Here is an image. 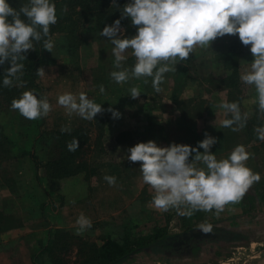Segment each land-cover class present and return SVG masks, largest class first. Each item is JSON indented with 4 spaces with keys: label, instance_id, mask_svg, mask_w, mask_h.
Instances as JSON below:
<instances>
[{
    "label": "rangeland",
    "instance_id": "rangeland-1",
    "mask_svg": "<svg viewBox=\"0 0 264 264\" xmlns=\"http://www.w3.org/2000/svg\"><path fill=\"white\" fill-rule=\"evenodd\" d=\"M126 1V3L129 2V0ZM122 29L124 30L123 27ZM81 34L82 40L77 42L75 46H71V44L66 43V33L54 32L51 36L55 44L52 52L43 50L40 54L38 68L43 67L45 75L43 77L38 76L41 89L37 96L38 98L46 96L49 100L52 108L48 116L38 120H28L21 116L18 111L13 110L11 104L7 103L0 106V125L12 142L8 157L0 158V194L5 197L0 201L6 203L11 201L16 204L23 203V206H30L32 201L31 191L34 195L37 193L40 199H46L48 194L53 193L55 194L53 196H55V202L57 203L56 213L59 219H64L66 216L63 213L70 211L67 218L69 216L75 225H77V219L81 214L85 217H90L92 211L100 216L105 214L97 226L93 224L79 235L77 234L79 227L72 228L70 231L72 235H76L82 241H93L96 244L106 236L119 240L126 230L135 236L151 233L157 226H162L163 222L166 219L168 220V217L170 224L166 225L167 235L180 234L182 231H189L190 229L203 230V227L211 226L208 235L204 234L197 238H190L188 233L185 237L181 235L177 237V240L183 241V244L191 245L190 248L186 247L184 249L186 256L169 257L165 254V248L162 245L160 246V243H153L150 244L149 252L138 251L137 256L128 258L119 264H257L263 261L264 140L258 138L256 129L264 127V113L260 112L258 104L255 102L256 96L251 97L252 94L256 95L254 86L245 85L240 80L241 74L250 67L253 60L249 46L243 45L240 47L238 81L236 82L239 91L235 92L238 95L241 113H248L247 124L234 134L231 131L229 146H224L227 150L225 152L227 156L235 146L240 144L254 154L247 161V166L261 176L260 181L254 183L248 190L252 197H257V204L255 207L253 205L254 213L240 215L231 212L232 207L223 210L222 215H217L216 212L215 216L210 215L214 213V210L211 213L204 211L203 215L199 213L201 211H194L191 216L179 215L175 209H170L167 212L158 211L151 204L153 192L150 187L145 184L142 187L133 184L132 187L130 185V188L128 187L120 195L115 192L118 201L120 199L117 205L127 204L125 207L127 210L122 211L123 214L119 215H124V220L121 219L122 221L114 223L112 217L107 213L109 212L108 208L104 207L106 198L100 189H95L101 172L107 171L109 168L114 171L118 170L119 175L123 176L122 163H111L113 164L112 167L107 165L111 158L109 152L114 150L113 140L110 138L111 134L104 131L100 133V130L97 129L112 115L107 109L112 107L118 110L121 113L120 117L126 121L124 125L129 122L145 121V119L153 122L159 117L160 119L166 118L165 120L168 121L170 128H173L170 129L168 126L165 130L169 136L180 132L181 137L187 139L188 131L186 129L199 128L197 129L198 132L191 130L190 132L200 141L203 140L206 129H203L199 122H204L202 116L208 114V116H212L214 123L207 131L216 139L224 138L226 129L215 123V121L221 118V115L230 119L231 114H222L216 109L219 100L217 94L221 92V89L219 90L216 85L219 84L217 79L227 72L221 64V54L229 40L238 37V34L217 38L212 42L211 48L197 46L188 60L179 62L176 65V72L165 74V82L161 85L163 91L160 93L153 90L151 78H147V84L144 83V78H141L140 80H130L123 85L115 83L110 78V73L115 70L113 68L114 57L112 56L113 45L106 37L100 35V31L95 29L93 19H89L83 26ZM123 34L131 37L136 32L128 33L124 30ZM127 57L125 67L130 69L135 63L131 50L128 51ZM192 58L194 59L192 60ZM182 64L187 67L185 73H180ZM174 77L182 81L186 80L176 91V103L170 97L171 89L175 83ZM21 82L24 83L23 87L20 86ZM13 84L19 89L17 98L23 91L30 90L27 80L22 76L20 81L14 80ZM101 85L105 89L103 93L100 92ZM133 86H138L141 90V96L138 99H132L129 96V89ZM65 92H71L77 96L80 92H84L90 99L101 104L105 112L98 114L91 121L84 120L75 113L69 115L67 110L57 103L58 96ZM227 97H229L227 102H234V95H227ZM214 105L217 106L212 109ZM138 108L142 110L137 113L135 111ZM210 110L212 111L211 114L207 113ZM213 111H216V113L214 114ZM200 116L202 119H200ZM79 123H85L88 127L89 139L85 147L84 158L98 174L95 173L89 179V183L93 187L90 192L80 189V174L83 171L79 170L70 176H50L51 178L47 179L44 166L45 159L52 153L54 148L52 145L53 139L59 136L55 135L56 132L61 131L62 128L69 131ZM154 124L156 123L154 122ZM102 126L100 127L103 128ZM179 126H182L185 130L180 131ZM125 130L128 131L123 133L124 137L129 135L141 137L140 132L129 133L132 130ZM113 131H116V129H113ZM193 136L191 138L194 139ZM153 141L157 142L156 139ZM212 147L215 151H218L220 149L218 141ZM202 150L200 149L201 152ZM219 156H216L217 159ZM32 158H36V161L34 162ZM123 164L124 167L131 165L128 161H124ZM127 179L126 177L125 180ZM43 184L50 185L53 191H50L51 193L46 192V189H44L46 187ZM64 201H70V203H67L66 206H62L63 204L60 206L59 202L64 203ZM140 204L148 205L150 210H145L143 213ZM10 216L11 213L8 214V217ZM229 216L235 217L230 220H222V218ZM230 227H233L235 231ZM73 251L74 248L67 255L69 263L75 256ZM39 260L41 261L40 258Z\"/></svg>",
    "mask_w": 264,
    "mask_h": 264
},
{
    "label": "clouds",
    "instance_id": "clouds-1",
    "mask_svg": "<svg viewBox=\"0 0 264 264\" xmlns=\"http://www.w3.org/2000/svg\"><path fill=\"white\" fill-rule=\"evenodd\" d=\"M112 5L119 7L116 0H112ZM124 18L131 19L135 35L123 34L121 20ZM56 23L53 0H28L18 9L8 0H0V65L10 64L4 71V87H12L14 80H21L22 61L27 59L30 50H35L34 42H42L43 49L52 52L55 44L50 28ZM237 34L244 46L250 45L253 56L240 80L254 86L255 102L264 113V0H129L122 8L121 18L105 25L100 32L113 45L115 70L110 78L120 85L141 78L147 84V78H151L156 93L163 91L165 74L176 72V65L188 60L197 46L211 48L217 38ZM129 50L135 58L130 69L125 67ZM37 75H45L43 67L37 69ZM104 91L101 85L100 92ZM129 93L132 99L141 96L138 86L131 87ZM57 103L69 115L75 113L88 121L105 112L101 104L84 92L78 96L65 92L58 96ZM218 107L231 114L230 119L222 120V127L236 132L246 126L248 113H241L239 102L222 101ZM11 108L28 120H38L48 116L52 106L46 96L38 98L34 90H26L12 100ZM107 111L113 118L121 116L112 107ZM256 132L258 138L264 140V127H258ZM216 143L217 139L207 133L196 147L175 142L158 146L149 140L128 148L124 158L139 163L143 183L153 192L151 204L156 210L175 209L179 215L187 216L194 211L216 210L219 213L226 205L239 203L261 176L247 166L254 154L244 145L235 146L226 158L217 159L211 152ZM78 147L79 141L75 138L68 144L69 151ZM104 179L109 185H115L114 176L106 175ZM77 224L78 235L91 227V221L83 214L78 217ZM203 230L210 231L211 226Z\"/></svg>",
    "mask_w": 264,
    "mask_h": 264
},
{
    "label": "trees",
    "instance_id": "trees-1",
    "mask_svg": "<svg viewBox=\"0 0 264 264\" xmlns=\"http://www.w3.org/2000/svg\"><path fill=\"white\" fill-rule=\"evenodd\" d=\"M53 2L56 5L57 23L51 26L50 35L52 36L54 32H64L66 33V43L75 46L77 42L82 40L81 32L89 19H93L95 29L101 32L105 25H111L115 20L121 18L122 8L127 1L116 0L118 8L112 5V0H53ZM8 3L13 8L18 9L22 4L28 3V0H8ZM121 27L128 33L136 32L129 18L121 20ZM242 46L243 44L239 37L229 40L221 54L222 66L227 72L217 79L219 84L216 85L226 89L228 95H234V102L235 100L239 102L238 95L235 92L239 91L236 82L238 81V54ZM34 47L35 50H30L26 54L27 59L22 61L24 64L22 77L27 80L30 90H34L37 95L41 89V85L38 82L37 69L40 54L44 49L42 42H34ZM9 65L8 62L0 65V106L7 103L11 104L12 100L17 98L19 92L18 87L14 84L12 87L3 86V71ZM182 65L180 73H185L187 67L185 64ZM185 81L174 77L175 83L170 93L171 100L174 103L177 102L176 91ZM100 126L97 129L101 133L102 128ZM43 135L45 136V134ZM55 135L59 136L53 139L52 145L54 148L52 153L44 161L47 175L62 177L80 170L83 171L84 178L87 179L94 172V167L90 166L84 158L85 147L89 139L87 125L79 123L69 131H57ZM74 138L79 141V147L75 151H69L68 144ZM11 143L10 138L3 132L0 125V158L8 157ZM32 159L34 162L36 161V158ZM253 200L254 197L251 194H245L240 201V206L242 207L240 215L254 213ZM233 217L235 216L222 218V220H230ZM230 229L233 230L234 228L230 227ZM75 237L76 235H72L66 230L56 229L52 232V236L47 239L44 246L50 264H119L128 258L135 257L138 251L149 252L150 244L153 243H160V246L162 245L165 248V254L169 257H182L186 256L184 249L191 247V245L186 244L178 249L177 244H175L178 241L177 237L166 234V224L157 226L151 233L139 236L131 235L126 230L119 240L106 236L97 244L93 241H82L79 237ZM190 238L197 237L190 235ZM72 248H74L73 253L75 256L69 263L67 255Z\"/></svg>",
    "mask_w": 264,
    "mask_h": 264
},
{
    "label": "crops",
    "instance_id": "crops-1",
    "mask_svg": "<svg viewBox=\"0 0 264 264\" xmlns=\"http://www.w3.org/2000/svg\"><path fill=\"white\" fill-rule=\"evenodd\" d=\"M249 51H250V45H249ZM250 55L251 57H253L251 52H250ZM193 59L194 58H192V60ZM238 61L240 62V60ZM220 89H221V92L217 94L219 97L218 105L222 101L227 102V100H229L227 97L228 95L227 90L219 87V90ZM255 96H256L255 94L251 95V97H255ZM216 106L217 105H214L212 109H214ZM216 109H218L219 112H221L222 114L225 113V111L223 109H220L219 107H216ZM141 110L142 109L138 108L137 111L135 112L138 113V112H141ZM144 112L146 113L145 110ZM211 112L212 111L210 110L207 113L211 114ZM213 112L214 114L216 113V111H213ZM207 116L208 114H205L204 116H202L204 119V122L203 121L199 122L203 126L202 128L206 129L203 135L204 138H205V133L210 135V132L207 131V129H209L210 126L214 123L213 122L214 119L212 118V116L211 115L208 117ZM202 117L200 116V119H202ZM205 118L207 119L205 120ZM224 118L225 117L221 115V118L216 119L215 123L221 125V122ZM165 119L166 118L160 119L159 117V119L153 120V122H151L148 119H145V121L129 122L127 125H124L126 121H124L121 117L113 118L111 115L102 124L103 125L102 131H104L107 134H111L110 138L113 140L112 146L114 148L112 152H109V155L111 158L109 160L110 162H108L107 165L112 167L113 164L122 163L121 167L123 168L122 170L123 176L119 175L118 170L114 171L111 168H109V170L107 171L101 172L97 180L98 185L95 188V189H100L102 191V194L106 198L104 200V203H105L104 207L108 208L109 212L107 213L109 216L112 217L113 219L112 221L114 223H118L119 221L124 220L123 219L124 215L122 216H119V215L123 214L122 211L127 210V208H125L127 204L122 203V205L120 206L117 205L120 199L118 201V197L115 196V192H118L120 195V193H124L128 187L130 188V185L131 187L133 186V184L134 185L137 184L138 187L139 186L142 187L144 185L143 180H142V174L139 170V166H140L139 163H132L126 160V158H124L127 153L128 148L134 146L137 143L147 142L152 139L157 140L156 143L158 146H168L173 142L177 144H188L191 146H195L197 145L196 143L200 141L198 140L197 137L193 136L192 132H190V130L198 132L197 129L199 128L186 129L188 131L187 139H184L183 136L181 137L180 132L169 136L168 133L165 132V130L169 126L168 121H166ZM154 122L156 124H154ZM198 124H195V125L197 126ZM233 127H235V125H233ZM168 128H170V126ZM113 129H116V131H113ZM125 129L132 130V132L129 131V133L140 132L141 137L139 136L136 137L133 135L124 137L123 133L128 131ZM170 129H173V128H170ZM178 129H180V131L185 130L182 126H179ZM224 129H226L225 137L217 139L220 149L218 151H215L213 147L211 148L212 153H214L216 156L220 155L218 159L227 157L225 153L227 152V150L225 149V146L228 147L230 143V135H231L232 130L231 128H224ZM191 136H193L194 139L191 138ZM124 161H128L129 163H131V165H126L124 167V164H123ZM95 173L96 171L94 169V172L91 175H89L87 179L84 178L83 172L80 174V189L86 192L87 191L90 192L93 189L92 184L89 183V179ZM70 175H73V174H70ZM106 175L114 176L116 178L115 185L108 184V182L104 179ZM126 177L128 178L127 180H125ZM50 178H51L50 175H47V179H50ZM43 185L46 187L44 188L46 189V192L51 193L50 191H53L50 185L48 184H43ZM53 195L55 194L53 193L48 194L46 199H40L37 193L34 195L33 191H31L30 196H32V201L30 202V206H27V205L23 206V203L16 204L11 201L9 203L0 201V264H50L48 261L47 252H46V249H44V246H45L47 239L52 236V232H54V230L56 229L66 230L70 232L72 228L76 229L79 227L78 224L75 225V223H73L70 220L71 218H69V216L67 218V214H69L70 211L63 213L64 216H66L64 219H59L58 214L56 213L57 203L55 202V198H54L55 196ZM2 199H5V197H3L0 194V200ZM256 199L257 197L254 196V202H253L254 207L257 204ZM59 203H60V206L61 204H63L62 206H66L67 203H70V201H64V203H61V202ZM86 204L88 205V203ZM140 207L143 213L145 210L146 211L150 210V207L148 205L140 204ZM228 207L233 208L231 211L233 213H240L242 210L241 209L242 207L240 206V202L236 204H230V205L228 204L225 206L224 210H226ZM9 213H11L10 217H8ZM199 213L203 215L204 211H201ZM209 213H211V211H209ZM215 213H216V210H214V213L210 215L215 216L214 215ZM222 214H223V211L217 213V215H222ZM103 215L100 216L99 214H95V212L92 211V213L89 215L90 217H87V218L91 221V225L94 224L97 226L101 221L100 219L103 218ZM241 215H244V214H241ZM169 220L170 219L168 217V220H165L163 224H166V225L170 224ZM39 258L41 259V261L39 260Z\"/></svg>",
    "mask_w": 264,
    "mask_h": 264
},
{
    "label": "water",
    "instance_id": "water-1",
    "mask_svg": "<svg viewBox=\"0 0 264 264\" xmlns=\"http://www.w3.org/2000/svg\"><path fill=\"white\" fill-rule=\"evenodd\" d=\"M190 234V235H192V236H195V237H198V236H202V235H208V234H210V231H207V232H205L204 230H200V229H196V230H189V231H182L180 234L178 233H174V234H172V236H176V237H179V235H181V236H186L187 234ZM180 243H183V241H181V240H179L178 242H176L175 244H180ZM257 264H264V260L263 261H261V262H259V263H257Z\"/></svg>",
    "mask_w": 264,
    "mask_h": 264
},
{
    "label": "flooded vegetation",
    "instance_id": "flooded-vegetation-1",
    "mask_svg": "<svg viewBox=\"0 0 264 264\" xmlns=\"http://www.w3.org/2000/svg\"><path fill=\"white\" fill-rule=\"evenodd\" d=\"M178 241H179V240H178ZM178 241H177V242H178ZM182 245H186V244H183V243L178 244V245H177V246H178V249H179V247L182 246ZM180 248H181V247H180Z\"/></svg>",
    "mask_w": 264,
    "mask_h": 264
}]
</instances>
